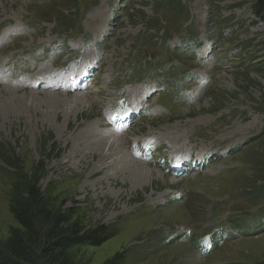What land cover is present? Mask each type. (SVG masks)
Wrapping results in <instances>:
<instances>
[{
    "label": "rangeland",
    "instance_id": "374dc122",
    "mask_svg": "<svg viewBox=\"0 0 264 264\" xmlns=\"http://www.w3.org/2000/svg\"><path fill=\"white\" fill-rule=\"evenodd\" d=\"M116 1L0 0V67L14 57L20 59L16 68L26 66L35 71L40 67L36 57L41 50L32 48L37 45L48 47L45 66L51 65L52 57H60L56 65L63 63V41L71 47L89 36L91 43L83 45L89 49L100 23L112 20ZM125 1L119 0L114 23H110L107 43L103 45L105 72L98 77L99 85L90 89L93 93L103 90L105 97L111 90L105 73L115 64L121 80L126 63L134 59L136 51L143 52L159 69L177 64V73L198 70L195 66L201 64L211 84L194 102L178 96L182 105L174 107L170 114L149 116L134 125L125 139H117L121 149L114 146L109 150L111 144L107 143L104 154L109 151L105 163L109 181L126 187H102L100 191L95 184L103 179L102 174L88 178L90 167H96L99 150L94 151L97 155L92 160L84 146L93 139L105 140L97 133L112 135L107 134L99 119L102 97L97 101L92 94L23 92L22 87L10 92L6 89L9 85H0V243L11 228L17 227L9 212L14 186L20 178L28 179L34 171L41 170L40 192L56 207L62 212L70 209L75 213L72 220L85 229L103 226L108 230L109 239L101 246L72 250L77 264H264V231L248 236L235 233L237 226L247 224L245 220L258 222L264 212L263 199L252 194L264 178L260 163L264 161L263 116L259 114L264 110V25L252 15L254 1L179 0L193 18L192 24L170 9L168 0H127L123 4ZM150 19L158 20L160 28L172 32L169 48L185 49L184 44L191 43H187V37L193 33L206 45L210 36H217L219 42L211 47L212 60L203 64L189 56L181 58L175 52L164 51L166 47L154 44L153 35L146 33L144 26ZM22 36L26 37L20 39ZM49 40L53 43L48 45ZM52 46L61 47V51L50 53ZM54 94L59 95L56 97L64 101V106L48 100V95ZM75 95L96 108L82 106L76 119L67 99ZM54 111L61 116L58 121L50 117ZM176 114V118L169 117ZM67 120L72 123L66 133ZM94 123H99L97 132ZM256 134L260 138L244 150L243 145L232 146L229 164L223 167L217 162L188 175H174L168 170L163 149L158 150L157 160L151 165L141 162L140 166L131 163L134 160L125 149L133 136L136 137L131 142L146 135H161L162 140L171 139L177 147L190 143L189 146L209 148L211 142L220 145L232 139L234 145ZM78 135L86 137L80 156L91 162L83 178L88 183L77 177L80 168L70 154L74 136ZM233 153L238 154L232 156ZM118 165L125 170L121 175L113 170ZM261 223L264 225L263 218L256 225ZM215 229H227L232 236L224 237L214 252L196 250L197 238Z\"/></svg>",
    "mask_w": 264,
    "mask_h": 264
},
{
    "label": "trees",
    "instance_id": "16d2710c",
    "mask_svg": "<svg viewBox=\"0 0 264 264\" xmlns=\"http://www.w3.org/2000/svg\"><path fill=\"white\" fill-rule=\"evenodd\" d=\"M253 10L264 25V0H253ZM262 175L264 173V161ZM10 168H13L11 166ZM41 170L19 179L11 193L9 212L17 223L0 243V264H77L72 250L97 248L109 239L103 226L85 229L40 192Z\"/></svg>",
    "mask_w": 264,
    "mask_h": 264
},
{
    "label": "bare ground",
    "instance_id": "6f19581e",
    "mask_svg": "<svg viewBox=\"0 0 264 264\" xmlns=\"http://www.w3.org/2000/svg\"><path fill=\"white\" fill-rule=\"evenodd\" d=\"M5 23H7V22H5ZM106 43V41H103V44H105ZM103 47V46H102ZM79 56H80V53H79V51L77 50V51H75V52H73V55H72V57H73V59H78L79 58ZM14 57H10V58H8L7 59V63L5 64V65H3V66H1L0 67V85L3 83V78H2V70H3V68H5V67H7L8 65H10V63H11V59H13ZM15 60H17L16 58H14V62H15ZM70 60V59H69ZM20 60L18 59V62H19ZM102 60H100L99 61V64L100 65H102ZM112 68L113 69H117V66L115 65V64H112ZM43 74H45V76L46 77H48V75L46 74V72H43ZM11 86H14V83H9ZM108 88H110V84L107 86ZM8 91H10V92H13V91H11V90H8ZM17 91V90H16ZM2 92V91H1ZM4 93H7V92H5V91H3ZM23 92H29V91H23ZM69 92H72V91H69ZM75 94H80V93H78V92H75ZM65 95H69V94H65ZM56 96H59V95H56V94H54V95H48V100L50 101V102H52V103H54L56 106H58V107H61V106H64L65 105V103H64V101L63 100H61V99H59L58 97H56ZM94 97L96 98V100L97 101H100V99H101V97H102V100H101V103L103 102V98H104V95L103 94H95L94 95ZM67 99L71 102V104H72V112H73V114H74V116H75V118L77 119V113H78V111H79V109L82 107V106H86L87 105V103H86V101L81 97V96H72V97H68L67 96ZM90 106H92L93 108H96V105H90V104H88L87 105V109H90ZM98 113H99V119L101 120V122H102V124H103V128H106V127H108L109 125V123L111 122V119H110V117L108 116V114H107V112L106 111H103L102 109H98ZM101 113H105L106 114V117L104 118V119H102L101 117H100V114ZM50 114V117H51V115L53 116V119H54V121H58V119H60L61 118V116H60V114L59 113H57L56 111H54V112H51V113H49ZM48 116V115H47ZM49 117V118H50ZM145 119H141L140 120V122L141 121H144ZM49 123V122H48ZM71 121L70 120H67L66 121V123H65V132L67 133V131L70 129V126H71ZM96 128H100V126H99V123H94V130H95V132H97L96 131ZM132 129V128H131ZM70 131V130H69ZM87 133L90 135V136H92V133H91V131H90V129H88V131H87ZM81 135V134H80ZM129 135V133L127 134V132H125L123 135H121V136H106V135H102V136H100L98 133H97V136L98 137H102V138H104L105 140H100V139H93V141L92 142H90L88 145H85L84 146V150H86V151H89V155H90V159H92V160H94L95 159V155H97V154H95L94 153V151L95 150H99L97 153H98V157H97V164H96V167L95 168H93V169H91V167H90V165H91V162L90 161H83V158L80 156V154H81V147H82V141L86 138L85 136V138H83L82 139V137L80 138V136L78 135V137L76 136H74V141L72 142V149H71V152H70V154H71V157L73 158V161L74 160H76V162H77V165L79 166V168H80V171H79V173H78V175H77V177L78 178H81V180H82V182H85V183H88V181H84L83 180V178H85L86 176H87V172H88V169H89V167H90V172H89V175H88V178L89 179H92L94 176H96V175H99V174H102V176H103V179L102 180H100L98 183H96L95 184V187H97V189L100 191L101 189H102V187H106V188H116V187H120L121 189L122 188H125L126 187V184H124V183H122V184H120L121 186H119V184H118V182H116V183H114V182H111V181H109V176L110 175H108L107 174V169H108V167H105V163H106V160L109 158V156L107 155V153L109 152V151H107L106 152V154H104V152L106 151L105 149L107 148V143H110L111 145H110V147L108 148L109 150H112L113 149V147L114 146H116V149H121V147H122V144H117V139H125L127 136ZM234 136V135H233ZM231 140L232 139H230V140H228V141H225L224 140V142L223 143H226V144H229V143H231ZM109 141V142H108ZM94 146V147H93ZM68 150H70V149H68ZM69 153V152H68ZM111 153V152H110ZM69 154V155H70ZM117 156H119V155H117ZM71 157L69 156V158L68 159H71ZM120 157V156H119ZM131 158H133V159H135L134 157H132V156H130ZM118 161H120L121 162V157L119 158V159H117ZM69 161V160H68ZM67 161V162H68ZM71 162H72V160H71ZM63 163V162H62ZM75 163V162H74ZM131 163L132 164H136V165H138V166H140L141 165V162L139 163V161H131ZM120 164H122V163H120ZM99 165V166H98ZM143 165V164H142ZM72 166V165H71ZM122 167H119V165L117 166V167H115V168H113V170L115 171L116 170V172L118 173V174H122L123 172H125V170H124V167H123V165H121ZM145 166V165H144ZM146 167V166H145ZM77 168V167H76ZM115 172V173H116ZM74 174V173H73ZM72 174V175H73ZM104 174V175H103ZM117 174V175H118ZM119 176V175H118ZM148 180V178H146L145 180H144V182L145 181H147ZM106 182H108V183H106ZM222 185H224V184H222ZM87 187V186H86ZM92 188V187H91ZM85 189V188H84ZM96 189V188H95ZM105 190V189H104ZM117 191H118V189H117ZM98 192V191H97ZM120 192V191H119Z\"/></svg>",
    "mask_w": 264,
    "mask_h": 264
}]
</instances>
